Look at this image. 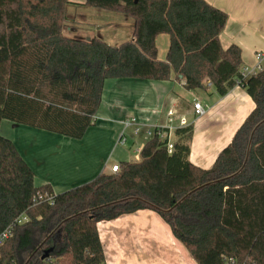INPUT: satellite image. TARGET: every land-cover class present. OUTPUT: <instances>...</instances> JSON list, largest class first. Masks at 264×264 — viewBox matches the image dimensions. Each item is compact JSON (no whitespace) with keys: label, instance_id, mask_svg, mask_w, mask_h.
Wrapping results in <instances>:
<instances>
[{"label":"trees","instance_id":"obj_1","mask_svg":"<svg viewBox=\"0 0 264 264\" xmlns=\"http://www.w3.org/2000/svg\"><path fill=\"white\" fill-rule=\"evenodd\" d=\"M69 0H0V123L81 140L106 80L210 83L218 96L242 87L254 107L210 169L188 160L192 126L172 150L152 136L140 162L54 194L35 187L16 146L0 135V264H106L96 225L152 211L196 264H264V66L241 76V50L222 49L227 15L204 0H86L129 18L132 40L112 46L65 33ZM169 46L158 60L156 37ZM181 77V78H179Z\"/></svg>","mask_w":264,"mask_h":264},{"label":"crops","instance_id":"obj_2","mask_svg":"<svg viewBox=\"0 0 264 264\" xmlns=\"http://www.w3.org/2000/svg\"><path fill=\"white\" fill-rule=\"evenodd\" d=\"M204 1L227 15L226 25L219 36L221 48L226 50L231 45L238 46L242 67H254L255 54H264V0ZM69 2L67 13L70 21L66 29L71 36L81 39L97 37L112 46L133 39V23L129 18L88 8L85 6L86 0ZM110 14L120 16L121 19L114 17L117 22H113ZM124 28L128 30L126 38H123ZM164 36L156 37L158 60H164L168 50L169 38L166 36L167 39H163ZM159 40L164 46L162 55ZM194 101L204 105L205 113L199 118L193 115ZM253 107L251 98L240 86H235L224 96H218L210 83L206 84V88L187 91L183 82L176 78L168 81L106 80L92 126L81 140L73 144L87 150L89 155L97 152L104 138L108 139V146L105 153L94 158L95 168L81 177L75 173L61 172L64 170L55 164L60 150L48 155L38 154L40 149L34 148V152L29 154L28 146L34 147L40 138L62 140L66 146L71 141L57 139L51 137V133L5 120L0 123V135L12 142L24 158L31 157L29 163L25 161L33 171L34 186L49 185L56 195L92 181L104 173L100 170L105 168L106 163L119 166L121 163L135 162L132 155L137 156L148 141L145 135L147 129L166 126L168 112L175 114L174 128L180 127L179 119H185L187 126H192L188 157L190 163L200 169H210ZM131 119L135 120V125L125 127L124 123ZM136 126L140 127V131L135 135L133 130ZM102 133H106L104 138ZM174 140L172 132L171 141ZM96 229L106 264H196L155 212L138 211L111 221H102L96 225Z\"/></svg>","mask_w":264,"mask_h":264},{"label":"rangeland","instance_id":"obj_3","mask_svg":"<svg viewBox=\"0 0 264 264\" xmlns=\"http://www.w3.org/2000/svg\"><path fill=\"white\" fill-rule=\"evenodd\" d=\"M110 15H112V14H110ZM109 17L113 18V22H117L114 17H116L117 19H121V17L117 16V15H112ZM68 18L69 17H68V13H67V19ZM69 21L70 20L68 19V23H67L66 27L69 26ZM65 33L67 35H70V32H68L67 29H65ZM126 36L128 37V30H127V28H124V37L123 38H126ZM163 39H167V37L164 36ZM122 42H125V41L123 40ZM159 42H160V40H159ZM121 43H118V44H121ZM163 49H164V46L160 42L159 43V50H160L161 55L163 54ZM263 66H264V62H263ZM43 133H47V132L43 131ZM50 135H52L51 137H53V136L57 137V139H66V141H69V142L71 141V143L69 144V146L68 145L66 146V144H63L62 140L53 141V140H47L45 138H40V139H38V141L35 142L34 147L28 146L30 149L29 154L34 152V148L40 149L38 154L41 153V154H48V155L52 154L53 152H57L55 150H60L59 151V157L55 161V164L59 165L61 167V170L62 169L64 170V171H61V170L60 171L63 173H75V175H79L80 177H81V175H84V174H87L88 172H91L92 169L95 168L94 163L96 160L94 158H98L99 156H101L99 154L105 153V151L107 149L106 147L108 146V144H107L108 139L104 138L106 133H102V138L105 139L104 142L102 141L103 145L101 144L98 147L97 152L93 155L92 154L89 155L87 150H82V149H80V147L76 146V144H73V143L78 142V140L70 139L67 137L63 138L62 136L53 135V134H50ZM28 140H30V138H28ZM32 140L33 139L31 138V141ZM141 140H142V142H144V140L142 138H141ZM38 145H40L41 147L38 148ZM60 147H61V149H60ZM21 153L23 154L22 150H21ZM132 158H133V161H135V162H140V160H141L139 154H137V156H135V157L132 155ZM23 159L29 163L31 160V157L30 156L27 158L23 157ZM110 167H111V163H109V164L106 163L105 168L104 167H102V169L100 168L101 169L100 171H104V173H109L108 171H109Z\"/></svg>","mask_w":264,"mask_h":264},{"label":"built area","instance_id":"obj_4","mask_svg":"<svg viewBox=\"0 0 264 264\" xmlns=\"http://www.w3.org/2000/svg\"><path fill=\"white\" fill-rule=\"evenodd\" d=\"M264 62V54L256 53L255 54V65L252 68L242 67L241 68V76L243 78H247L250 76L256 75L262 68ZM192 110L193 115L195 118H199L204 115L205 109L202 104L198 101H194L192 103ZM175 114L173 112H168L166 117V126L164 127H153L151 129H147L145 135L146 138L149 140L152 136L157 135L161 139L167 140V150L170 153L172 150V141H171V134L176 130L173 126V119ZM134 119L128 120L124 123L125 127H128L130 124L135 125ZM179 128H184L187 126L185 119H179ZM140 131V127L136 126L133 130V133L136 135ZM123 144V142L121 143ZM119 171V166L112 165L109 169V173H116ZM9 237V231H5L3 234L0 235V246L7 240Z\"/></svg>","mask_w":264,"mask_h":264},{"label":"water","instance_id":"obj_5","mask_svg":"<svg viewBox=\"0 0 264 264\" xmlns=\"http://www.w3.org/2000/svg\"><path fill=\"white\" fill-rule=\"evenodd\" d=\"M85 40H86V41H89L90 39H89V38H85ZM179 78H181V77H179Z\"/></svg>","mask_w":264,"mask_h":264}]
</instances>
